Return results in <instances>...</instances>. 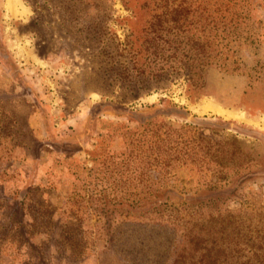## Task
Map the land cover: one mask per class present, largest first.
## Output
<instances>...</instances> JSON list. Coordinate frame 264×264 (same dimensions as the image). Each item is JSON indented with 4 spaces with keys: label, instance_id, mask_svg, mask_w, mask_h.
I'll return each mask as SVG.
<instances>
[{
    "label": "rangeland",
    "instance_id": "374dc122",
    "mask_svg": "<svg viewBox=\"0 0 264 264\" xmlns=\"http://www.w3.org/2000/svg\"><path fill=\"white\" fill-rule=\"evenodd\" d=\"M0 264H264V0H0Z\"/></svg>",
    "mask_w": 264,
    "mask_h": 264
},
{
    "label": "trees",
    "instance_id": "16d2710c",
    "mask_svg": "<svg viewBox=\"0 0 264 264\" xmlns=\"http://www.w3.org/2000/svg\"><path fill=\"white\" fill-rule=\"evenodd\" d=\"M221 7H216L214 10L220 11ZM211 11V10H210ZM223 18V17H222ZM222 18L213 19L211 18L207 25H210V29H217L218 27L222 28V30H227L229 27H236L238 23V16L237 14L232 15L230 20L226 22L225 20H222ZM169 23V21L162 20L160 23L162 25L164 23ZM192 25L191 21H187V19H184L182 22H180V25H175L179 28H190ZM189 26V27H188ZM206 26V25H205ZM173 25H167V29H172ZM204 28V27H203ZM218 28V29H219ZM169 31V30H168ZM170 32V31H169ZM238 33H207L206 39H204V42L201 41V36L198 35V38L196 39V44L191 43V45L197 47V50L194 52L192 51H185L181 48V52H179L180 44H183L184 42L186 44L193 42V37L190 33H157L156 39L158 41L157 46V52L160 53V55L165 59V65H162L160 68L161 71H159L160 75L164 74V72H171L170 70H178L180 67H176L175 62H178L179 60L186 59L188 60L189 64L191 65L190 71L194 73H199V70L204 69L205 66L209 65H226V63L229 60L230 64L231 62H234L235 60H232V57L230 55H224L223 52V45L228 47L229 44H233L234 42H237L240 39L238 37ZM183 38V39H182ZM231 49V46H230ZM222 60V61H221ZM181 66V65H180ZM158 131V141L155 140L153 142L154 144H158L159 141L165 142L171 144L173 142L174 138V130L164 129L159 125L156 127V129L153 131ZM145 142V138L141 139ZM152 144V143H151ZM168 146V145H167ZM166 150L171 152L172 145H169Z\"/></svg>",
    "mask_w": 264,
    "mask_h": 264
},
{
    "label": "bare ground",
    "instance_id": "6f19581e",
    "mask_svg": "<svg viewBox=\"0 0 264 264\" xmlns=\"http://www.w3.org/2000/svg\"><path fill=\"white\" fill-rule=\"evenodd\" d=\"M9 4H10V5H12V4H13V2H12V1H10V3H9ZM207 107H208V106H207V105H205V106L201 107V110H203V109L205 110V109H207ZM209 109H210V108H209ZM209 109H208V110H209ZM214 110H215V109H214ZM217 110H218V109H217ZM225 113H226V112H225Z\"/></svg>",
    "mask_w": 264,
    "mask_h": 264
}]
</instances>
